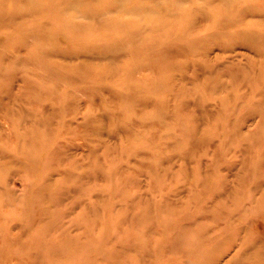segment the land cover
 Instances as JSON below:
<instances>
[{
	"label": "rangeland",
	"instance_id": "374dc122",
	"mask_svg": "<svg viewBox=\"0 0 264 264\" xmlns=\"http://www.w3.org/2000/svg\"><path fill=\"white\" fill-rule=\"evenodd\" d=\"M0 264H264V0H0Z\"/></svg>",
	"mask_w": 264,
	"mask_h": 264
},
{
	"label": "bare ground",
	"instance_id": "6f19581e",
	"mask_svg": "<svg viewBox=\"0 0 264 264\" xmlns=\"http://www.w3.org/2000/svg\"><path fill=\"white\" fill-rule=\"evenodd\" d=\"M258 223V222H257ZM261 223V222H260ZM260 223H258V224H260Z\"/></svg>",
	"mask_w": 264,
	"mask_h": 264
}]
</instances>
